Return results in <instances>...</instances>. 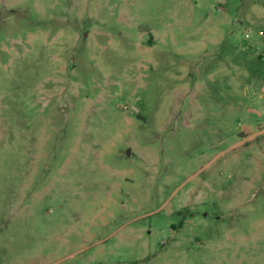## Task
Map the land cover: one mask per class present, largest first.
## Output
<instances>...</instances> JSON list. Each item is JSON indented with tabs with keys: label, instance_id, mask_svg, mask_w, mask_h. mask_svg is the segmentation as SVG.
I'll return each instance as SVG.
<instances>
[{
	"label": "rangeland",
	"instance_id": "rangeland-1",
	"mask_svg": "<svg viewBox=\"0 0 264 264\" xmlns=\"http://www.w3.org/2000/svg\"><path fill=\"white\" fill-rule=\"evenodd\" d=\"M0 264H264V0H0Z\"/></svg>",
	"mask_w": 264,
	"mask_h": 264
}]
</instances>
